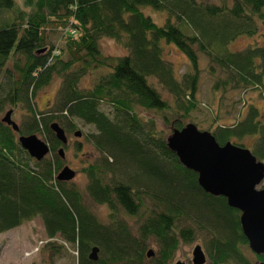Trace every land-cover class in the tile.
<instances>
[{
	"label": "trees",
	"instance_id": "obj_1",
	"mask_svg": "<svg viewBox=\"0 0 264 264\" xmlns=\"http://www.w3.org/2000/svg\"><path fill=\"white\" fill-rule=\"evenodd\" d=\"M146 9L164 16L165 23L158 25ZM51 20L79 33L68 38L59 55L57 47L45 42L43 31ZM263 25L264 0H220L219 5L203 0H0V80L5 78L7 86L0 93V112L22 106L29 120L28 128L19 127L17 133L0 119V234L40 217L50 240L77 245L79 264H169L179 238L194 237L193 228L178 225L193 219L198 228L212 232L207 248L211 264H250L243 253L248 241L240 211L225 198L205 193L197 184L198 175L179 163L167 139L154 126L148 128L136 108L161 112L173 130L185 127L183 120L198 106V53L208 59L212 75L224 74L215 82V91L264 87V45L230 51L242 37H259ZM103 39L115 40L128 54L103 57ZM168 45L189 61L190 72L180 79L164 58ZM97 69L108 73L93 88L81 89L80 81ZM56 77L62 82L53 107L41 112L35 107L36 96ZM106 103L112 116L101 110ZM75 119L97 130L87 141L106 164L90 165L84 172L91 199L112 211L109 224L88 210L79 189L57 180L64 160L59 150L67 145L56 138L51 125L56 122L71 132L77 128ZM35 133L45 134L51 149V157L41 162L18 140ZM212 134L221 146L232 142L244 148L252 139L250 151L264 160V117L257 106L249 105L242 120L218 124ZM121 165L136 169L146 178L145 186L129 183ZM143 187L152 191L160 212L145 218L139 234L133 235L120 216L123 212L133 217L145 206ZM150 240L158 242L153 258L147 257ZM46 245L57 252L65 247ZM94 247L99 257L104 255L97 262L89 259ZM258 260L263 262L264 256Z\"/></svg>",
	"mask_w": 264,
	"mask_h": 264
},
{
	"label": "rangeland",
	"instance_id": "obj_2",
	"mask_svg": "<svg viewBox=\"0 0 264 264\" xmlns=\"http://www.w3.org/2000/svg\"><path fill=\"white\" fill-rule=\"evenodd\" d=\"M203 1L216 5L220 4V0ZM145 13L152 17L158 25L162 26L165 23L164 16L157 13L154 14L150 9H146ZM51 21L52 22H50L43 31L45 42L49 47L51 45L57 47V49H55L57 50L55 53H57L56 55H59L58 52L60 51V48L64 47L68 43V38H76L79 33L73 30L71 25L65 27L61 25V22L59 23L54 20ZM183 29L187 34L191 33L189 29ZM260 33L261 35L257 38L251 39L248 37H242L238 39L231 44L230 51H242L254 43L263 46L264 25L261 27ZM19 41L20 37L17 39L15 44L18 45ZM99 48L103 57H124L128 54V50L121 47L115 40L103 39L99 43ZM165 48L164 58L172 64L173 69H175L176 72V77L180 79L184 74L189 73V61L182 54V52L172 45H168ZM198 56L200 57L199 68L201 69V80L197 95L198 106L196 111L192 112V115L188 119L183 120L186 125L193 123L201 132L209 131L212 133L218 124H233L238 120H242L249 105H254L255 107L257 106L261 110V115L264 117L263 86H261V88L248 87L239 90L229 89L227 92L215 91L213 88L215 82L218 78H225L224 74L216 73L215 75H212L209 71L208 59L202 53H198ZM107 73V69H97L89 72V74L80 81V88H93L98 78ZM5 81V78L0 80V83L2 84V86L0 85V93L2 92V88H7ZM61 82L62 78L56 77L48 87L44 88L42 92L36 96L35 107H37V110L43 112L53 107L56 94L61 87ZM157 89L158 91L165 93L160 86L157 87ZM11 110H14L11 119H13L19 127L27 129L29 121L27 118V110L22 106L17 109L13 108L11 105L7 106L4 112H0V119H2L6 113ZM101 110L108 115H113L112 107L108 103L102 104ZM136 113H139L144 122L148 123V128L154 126V128L166 139L171 136L173 126L165 122L161 112L160 114H155L151 111L146 112L142 108L137 107ZM217 119L219 120L217 121ZM74 123L77 128L71 132H66L69 143L64 153L63 166L58 174L67 166L73 170L76 173V176L73 181L68 183L74 185L83 193V201L88 210L92 211V213L96 215L100 221L109 224L112 211L109 210L107 205H98L91 199L87 190L89 179L87 174L84 172V170L90 165L106 164L105 157L97 152L96 148L87 141V135L90 133L97 134V130L95 126L88 124L85 125L78 119H75ZM76 132L81 133L80 137H75ZM35 135H37L39 139L47 141L45 134L35 133ZM252 142V139L245 141L244 148L249 149ZM47 157L50 158L51 155H48ZM261 161L264 163V160ZM121 167L122 172L125 169L127 170V172H124L123 174L129 183L133 181V184H138L140 187L145 186L146 178L141 176L136 169L129 168L124 165H121ZM261 188H264V180L258 187L259 190ZM143 190L146 191L147 201L145 206L141 208V211L133 217L126 216L123 212L120 216L121 219L126 221V225L133 235L139 234V227L144 223L145 218L153 216L154 212H160V210L155 207V204H153L154 199L151 197L153 195L152 191L147 188ZM188 226L194 229V237L192 240H185L181 237L179 238L180 244L177 248V252L169 264H177L179 261L185 264H193V251L198 245H200L204 250L208 259L207 248L209 247L212 232L209 229L202 230L198 228L193 219L179 224L178 229L184 230L189 228ZM49 242H53L57 245L56 247H60L62 244L65 245V247L60 248L59 252H57V249L47 248L46 244ZM242 247L243 253L245 257L248 258L250 264L261 263L258 260V256L251 251L248 246ZM77 249V245L66 244L62 238L50 240L48 235H46L45 224H43L40 217H37V219L33 221H28L22 226L16 227V229L0 234V264H79L80 255H78ZM158 249V242L156 240H150L147 251H153L156 254L158 253ZM103 258L104 255L101 253L99 259ZM206 264H211V260L208 259ZM231 264L235 263L231 262Z\"/></svg>",
	"mask_w": 264,
	"mask_h": 264
},
{
	"label": "water",
	"instance_id": "obj_3",
	"mask_svg": "<svg viewBox=\"0 0 264 264\" xmlns=\"http://www.w3.org/2000/svg\"><path fill=\"white\" fill-rule=\"evenodd\" d=\"M13 110L6 113L3 122L19 133L18 124L11 119ZM56 138L68 145L66 132L58 123L51 125ZM81 133L76 132L75 137ZM22 149L38 162L43 161L51 153L47 141L33 134L18 138ZM166 143L179 163L187 170L198 175L197 184L201 189L215 198L223 197L227 205L240 211V226L248 241V247L257 256L264 255V188L258 189L264 180V163L257 160L253 152L232 142L221 146L209 131L201 132L195 124H188L181 130L175 129ZM65 150L61 148L59 155L64 159ZM76 173L68 166L57 176L61 182H71ZM99 248L94 247L90 253V261L99 260ZM155 253L148 251L147 257L153 258ZM193 264H206L208 259L200 245L193 251ZM177 264H185L179 261ZM260 264H264L261 262Z\"/></svg>",
	"mask_w": 264,
	"mask_h": 264
}]
</instances>
